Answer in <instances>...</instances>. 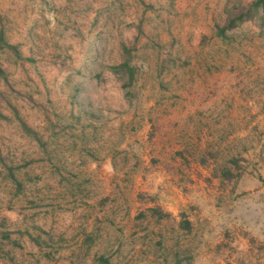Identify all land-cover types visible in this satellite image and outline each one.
<instances>
[{
	"label": "rangeland",
	"instance_id": "obj_1",
	"mask_svg": "<svg viewBox=\"0 0 264 264\" xmlns=\"http://www.w3.org/2000/svg\"><path fill=\"white\" fill-rule=\"evenodd\" d=\"M251 1L0 0V264H264Z\"/></svg>",
	"mask_w": 264,
	"mask_h": 264
},
{
	"label": "trees",
	"instance_id": "obj_2",
	"mask_svg": "<svg viewBox=\"0 0 264 264\" xmlns=\"http://www.w3.org/2000/svg\"><path fill=\"white\" fill-rule=\"evenodd\" d=\"M261 10V17H262V23H264V0H252L247 7H241L240 11L234 15V17H230L227 20V23L223 27H219L216 33L218 35H225V28H230L235 25H238L244 20L250 19ZM124 50L127 49L126 46L123 48ZM122 64H128L127 61L125 60Z\"/></svg>",
	"mask_w": 264,
	"mask_h": 264
}]
</instances>
